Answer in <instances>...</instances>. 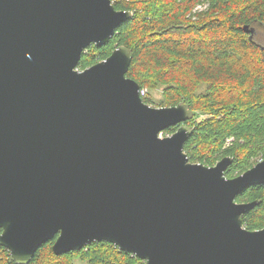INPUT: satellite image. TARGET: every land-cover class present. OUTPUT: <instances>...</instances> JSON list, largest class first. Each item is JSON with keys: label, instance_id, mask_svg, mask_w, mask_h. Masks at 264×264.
<instances>
[{"label": "water", "instance_id": "1", "mask_svg": "<svg viewBox=\"0 0 264 264\" xmlns=\"http://www.w3.org/2000/svg\"><path fill=\"white\" fill-rule=\"evenodd\" d=\"M131 16L110 0H0V245L16 264L54 236L56 255L108 241L145 264H264V228L242 223L258 200L235 201L264 184V159L234 177L231 157L190 162L193 111L145 103L124 45L77 68Z\"/></svg>", "mask_w": 264, "mask_h": 264}, {"label": "trees", "instance_id": "2", "mask_svg": "<svg viewBox=\"0 0 264 264\" xmlns=\"http://www.w3.org/2000/svg\"><path fill=\"white\" fill-rule=\"evenodd\" d=\"M132 16L120 23L109 41L88 45L80 70L110 55L120 45L132 51L126 77L135 80L147 104L173 106L184 102L193 117L184 123L192 133L183 145L188 160L207 166L228 156L226 177L241 174L264 157V0H110ZM197 6H203L194 11ZM244 25L254 27L252 39ZM160 93L154 99L152 92ZM178 125L162 131L172 134ZM233 141L225 146L227 137ZM258 200L242 216L248 230L264 228V184L250 185L235 201ZM43 243L27 264H145L108 241L56 255ZM0 264H16L0 245Z\"/></svg>", "mask_w": 264, "mask_h": 264}, {"label": "rangeland", "instance_id": "3", "mask_svg": "<svg viewBox=\"0 0 264 264\" xmlns=\"http://www.w3.org/2000/svg\"><path fill=\"white\" fill-rule=\"evenodd\" d=\"M202 7L203 6H197L198 9L194 8L193 12L194 11H199V9H202ZM254 27H255V33H254L255 36L257 38H259L262 42H264V29L261 28V27H258V26H254ZM159 95H160V93L158 91L152 92V96H153L154 99H158ZM149 105L152 106V107H163V106H156L154 102L152 104H149ZM159 135L163 137V136H168V135H171V134L165 135L161 131ZM227 138H232L233 139L232 136L231 137H227ZM224 145L225 146L229 145V144H227L226 140H225V144ZM262 159H264V157H262ZM72 264H88V263H86L84 261H81V260H74Z\"/></svg>", "mask_w": 264, "mask_h": 264}, {"label": "built area", "instance_id": "4", "mask_svg": "<svg viewBox=\"0 0 264 264\" xmlns=\"http://www.w3.org/2000/svg\"><path fill=\"white\" fill-rule=\"evenodd\" d=\"M139 94H140V96H145L147 94V89H145V88L139 89ZM226 141H227V144H230L233 141V139L227 138ZM259 160H262V159H259Z\"/></svg>", "mask_w": 264, "mask_h": 264}]
</instances>
